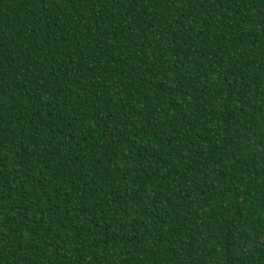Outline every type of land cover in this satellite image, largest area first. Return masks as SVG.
Segmentation results:
<instances>
[{"label":"trees","instance_id":"obj_1","mask_svg":"<svg viewBox=\"0 0 264 264\" xmlns=\"http://www.w3.org/2000/svg\"><path fill=\"white\" fill-rule=\"evenodd\" d=\"M0 264H264V0H0Z\"/></svg>","mask_w":264,"mask_h":264}]
</instances>
